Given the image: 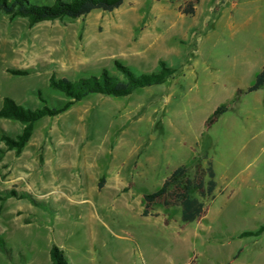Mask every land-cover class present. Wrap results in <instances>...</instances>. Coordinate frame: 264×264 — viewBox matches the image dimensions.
Masks as SVG:
<instances>
[{
    "label": "rangeland",
    "instance_id": "rangeland-1",
    "mask_svg": "<svg viewBox=\"0 0 264 264\" xmlns=\"http://www.w3.org/2000/svg\"><path fill=\"white\" fill-rule=\"evenodd\" d=\"M115 62L136 75L160 62L176 72L40 120L20 154L1 138L24 126L0 119V237L11 250L0 264H51L53 245L69 264H264V234L240 238L264 226V90L237 94L264 69V0H126L110 13L34 26L0 15V109L5 97L61 108L68 99L49 87L52 76L121 78ZM205 154L237 197L217 195L196 223L182 222L177 204L142 217L143 196L170 190L181 166L192 177Z\"/></svg>",
    "mask_w": 264,
    "mask_h": 264
},
{
    "label": "trees",
    "instance_id": "trees-1",
    "mask_svg": "<svg viewBox=\"0 0 264 264\" xmlns=\"http://www.w3.org/2000/svg\"><path fill=\"white\" fill-rule=\"evenodd\" d=\"M125 1L54 0L51 5H39L32 0H0V15L26 19L31 26H34L64 19L75 20L95 11L110 13L119 9ZM189 13H193V10L185 12V14ZM159 66V71L155 73L136 75L128 67L115 62L116 70L121 78L111 75L107 70H103L99 76H89L74 81L68 78L57 79L52 76L49 80V87L68 99V102L61 108L44 105L40 109L32 110L17 104L9 97H5L0 109V119L18 122L24 126V129L16 138L3 135L1 139L8 150H14L16 154H20L29 143L35 124L44 118H55L75 103L91 95L125 97L138 89L162 85L173 78L175 69L168 67L164 62H160ZM12 73L18 76L26 75V72L21 71ZM259 90H264V69L257 76L253 86L247 91L239 90L237 94H250ZM228 109L229 105L219 106L206 121V126L209 127L216 123ZM187 174L188 169L181 166L169 177L170 190L163 187L154 193L145 194L143 196L142 217H159L155 213L157 206L167 208L172 204H177L181 207L182 222H200L207 215L208 208L216 200L218 185L212 158L205 154L195 165L193 176L189 177ZM263 233L264 226L256 232L244 233L242 237H259ZM0 252L10 259L11 250L2 237H0ZM49 258L51 264H69L64 251L56 245L51 246Z\"/></svg>",
    "mask_w": 264,
    "mask_h": 264
},
{
    "label": "crops",
    "instance_id": "crops-1",
    "mask_svg": "<svg viewBox=\"0 0 264 264\" xmlns=\"http://www.w3.org/2000/svg\"><path fill=\"white\" fill-rule=\"evenodd\" d=\"M214 169H215V166H214ZM215 173H216V181H217V185H218L217 191H216V198H217V195L223 196L225 200H232L233 198L237 197L238 193H237V189L235 188V186L232 183L233 181L228 182V177L227 176L223 177V175L220 176L219 173L217 174L216 169H215ZM253 181H254V179H253ZM260 189H261L262 193H264V187L260 188ZM263 206H264V199L261 198L259 201L258 207L261 208ZM245 233H247V232H245ZM242 234H244V233H242ZM242 234L240 235V238H246V237H242ZM247 238H250V237H247ZM104 262H107V261L105 260Z\"/></svg>",
    "mask_w": 264,
    "mask_h": 264
}]
</instances>
